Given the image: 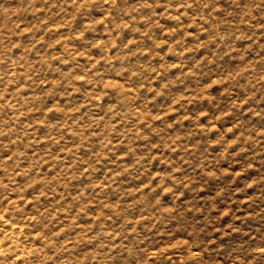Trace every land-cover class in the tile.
<instances>
[{"label":"rangeland","instance_id":"374dc122","mask_svg":"<svg viewBox=\"0 0 264 264\" xmlns=\"http://www.w3.org/2000/svg\"><path fill=\"white\" fill-rule=\"evenodd\" d=\"M0 264H264V0H0Z\"/></svg>","mask_w":264,"mask_h":264}]
</instances>
